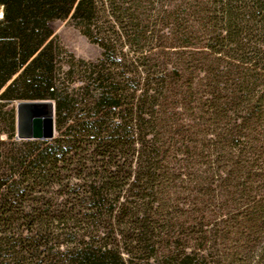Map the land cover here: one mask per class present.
Segmentation results:
<instances>
[{
	"label": "trees",
	"instance_id": "trees-1",
	"mask_svg": "<svg viewBox=\"0 0 264 264\" xmlns=\"http://www.w3.org/2000/svg\"><path fill=\"white\" fill-rule=\"evenodd\" d=\"M0 11V137L19 100H52L56 132L8 142L0 264H264V0ZM68 18L100 57L62 47Z\"/></svg>",
	"mask_w": 264,
	"mask_h": 264
},
{
	"label": "rangeland",
	"instance_id": "rangeland-1",
	"mask_svg": "<svg viewBox=\"0 0 264 264\" xmlns=\"http://www.w3.org/2000/svg\"><path fill=\"white\" fill-rule=\"evenodd\" d=\"M50 24L54 31L55 38L59 40L62 47L68 52L74 54L77 58H82L85 60H95L98 57H100L101 54L100 47L97 44L92 43L85 35H83L72 19L68 18L65 20H53L51 21ZM66 59L67 56H63V59L60 60L61 69H66L67 67L65 62ZM10 107L14 108L16 113V101L13 102L10 105ZM2 111H5V109H3ZM0 116H1L0 126L6 129L8 119L6 115L1 114ZM15 134H16V130H15ZM10 140H17V139H15V136L13 139L8 138L7 133L1 134L0 169L6 168L11 165V162L6 159L8 150L12 148L10 145H8V142ZM220 264H229V263H220ZM236 264H245V263L239 262Z\"/></svg>",
	"mask_w": 264,
	"mask_h": 264
},
{
	"label": "water",
	"instance_id": "water-1",
	"mask_svg": "<svg viewBox=\"0 0 264 264\" xmlns=\"http://www.w3.org/2000/svg\"><path fill=\"white\" fill-rule=\"evenodd\" d=\"M17 140H48L55 136V104L52 100L16 101Z\"/></svg>",
	"mask_w": 264,
	"mask_h": 264
},
{
	"label": "bare ground",
	"instance_id": "bare-ground-1",
	"mask_svg": "<svg viewBox=\"0 0 264 264\" xmlns=\"http://www.w3.org/2000/svg\"><path fill=\"white\" fill-rule=\"evenodd\" d=\"M0 16H2V11L0 12Z\"/></svg>",
	"mask_w": 264,
	"mask_h": 264
}]
</instances>
